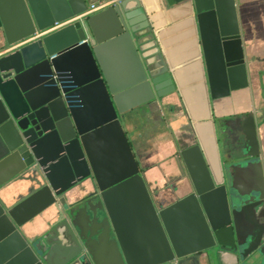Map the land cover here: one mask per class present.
Masks as SVG:
<instances>
[{
    "label": "water",
    "instance_id": "obj_1",
    "mask_svg": "<svg viewBox=\"0 0 264 264\" xmlns=\"http://www.w3.org/2000/svg\"><path fill=\"white\" fill-rule=\"evenodd\" d=\"M99 1L0 0V51L19 46L0 57V174L12 172L0 183V264H50L57 230L71 253L63 264H108L105 254L110 264H203V254L208 264L224 254L235 264H264L256 114L214 123L221 145L230 146L224 167L231 179L216 180L196 142L180 152L191 193L158 209L126 136L120 100L138 92L141 105L161 104L176 91L163 61L159 3L118 0L41 35ZM162 4L183 6L198 27L210 101L251 88L236 0ZM117 43L132 64L125 88L102 65L103 50ZM130 196L133 215L125 212ZM37 217L51 227L31 237L27 224Z\"/></svg>",
    "mask_w": 264,
    "mask_h": 264
},
{
    "label": "crops",
    "instance_id": "obj_2",
    "mask_svg": "<svg viewBox=\"0 0 264 264\" xmlns=\"http://www.w3.org/2000/svg\"><path fill=\"white\" fill-rule=\"evenodd\" d=\"M236 1L251 88L233 92L224 99L210 101L196 23L183 6L164 8L162 0H153L159 3L157 15L163 61L174 76L176 91L161 104L153 102L145 105H141L144 100L141 94L130 92L120 100V107L127 110L124 130L149 194L158 209L167 208L191 193V181L180 152L196 142L201 144L216 180L221 181L223 175L231 179L232 170L224 167L230 146L221 145L218 128L214 125L217 120L236 119L254 111L264 158V0ZM47 7L50 11L49 4ZM18 47L15 45L1 50L0 57ZM102 55L103 68L111 81L118 87H127L132 75V64L122 44L106 47ZM11 176L12 172L6 170L0 174V183ZM132 199V196L127 198L125 212L133 215L135 209ZM34 221L37 222L35 225H30V222L27 224L31 229V237L50 230L51 226L43 224L40 217ZM50 241V264H63L71 254L63 232L57 230L52 233ZM201 258L203 264H208L205 254ZM101 260L110 264L106 254ZM235 263L236 259L231 254H224L220 261L212 262Z\"/></svg>",
    "mask_w": 264,
    "mask_h": 264
},
{
    "label": "built area",
    "instance_id": "obj_3",
    "mask_svg": "<svg viewBox=\"0 0 264 264\" xmlns=\"http://www.w3.org/2000/svg\"><path fill=\"white\" fill-rule=\"evenodd\" d=\"M118 0H104V1H99V2H96V3H92L88 8L87 10L82 14L80 15L79 17L75 18V19H72V20H69L65 23H62V24H57L55 25V27L49 29L48 31H46L45 33L41 34V35H46L48 33H51L53 30H56V29H59V28H62L74 21H76L77 19H84V18H87L101 10H105L107 9L108 7L110 6H113L115 5V3L117 2ZM41 35H37V37H40ZM35 37V38H37ZM35 38L29 40V41H32V40H35Z\"/></svg>",
    "mask_w": 264,
    "mask_h": 264
}]
</instances>
